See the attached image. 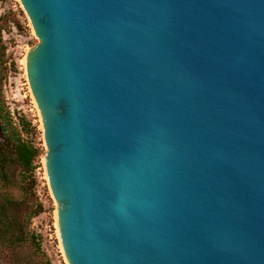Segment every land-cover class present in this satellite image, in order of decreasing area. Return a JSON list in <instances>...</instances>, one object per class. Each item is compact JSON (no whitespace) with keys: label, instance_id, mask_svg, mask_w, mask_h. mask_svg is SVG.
I'll use <instances>...</instances> for the list:
<instances>
[{"label":"water","instance_id":"water-1","mask_svg":"<svg viewBox=\"0 0 264 264\" xmlns=\"http://www.w3.org/2000/svg\"><path fill=\"white\" fill-rule=\"evenodd\" d=\"M61 264H264V0H16Z\"/></svg>","mask_w":264,"mask_h":264},{"label":"trees","instance_id":"trees-1","mask_svg":"<svg viewBox=\"0 0 264 264\" xmlns=\"http://www.w3.org/2000/svg\"><path fill=\"white\" fill-rule=\"evenodd\" d=\"M0 23V264H54L44 251L32 219L43 203L31 198L37 184L36 160L42 150L32 134L36 128L22 116L13 120L5 96L7 46Z\"/></svg>","mask_w":264,"mask_h":264},{"label":"rangeland","instance_id":"rangeland-1","mask_svg":"<svg viewBox=\"0 0 264 264\" xmlns=\"http://www.w3.org/2000/svg\"><path fill=\"white\" fill-rule=\"evenodd\" d=\"M0 23L4 26L3 36L7 46L8 72L5 80V96L13 120L19 121L24 116L31 121L36 131L32 134L42 154L36 160L37 184L31 198L43 203L42 212L32 219L31 227L41 235L44 251L54 264H61L58 247L53 231V204L45 187L44 142L42 130L22 80V56L33 44L35 38L16 2L0 0Z\"/></svg>","mask_w":264,"mask_h":264}]
</instances>
